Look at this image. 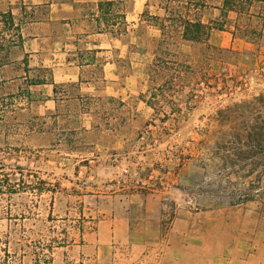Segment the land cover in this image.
<instances>
[{
    "label": "crops",
    "instance_id": "0c3cea01",
    "mask_svg": "<svg viewBox=\"0 0 264 264\" xmlns=\"http://www.w3.org/2000/svg\"><path fill=\"white\" fill-rule=\"evenodd\" d=\"M171 4L179 19L210 27L201 40L181 38L179 50L205 45L231 51L243 62L231 64L227 74L244 73L250 80L245 91L264 94V0H0V91L16 93L21 109L32 105L37 114L65 111L67 142L81 145L67 148L64 184L67 202L78 191L80 213L91 224L80 233L79 243L70 245L82 262L141 264L149 255H161L167 243L162 222L169 217L177 223L181 247L185 230H213L216 221H232L233 206L229 199H219L224 192L213 182L211 164L216 135L239 101L222 107L177 105L178 116L183 113L175 120L182 127L179 155L183 161L191 155L193 164L163 168L166 134L154 131L145 141L136 137L139 128L156 127L159 120V107L149 101L147 70L163 40L162 21L170 16ZM95 130L101 134L90 135ZM205 147L206 172L195 163ZM75 157L80 159L72 164ZM257 172L258 194L239 204L235 216L240 222L247 221L251 203L264 207L261 166L251 170ZM225 174L232 178L231 172ZM204 177L206 184L200 183ZM192 193L197 209L185 204ZM166 206L175 209L167 211ZM255 212L264 219V210ZM197 243L188 240L187 246ZM244 245L240 241L238 253L229 249L226 254L235 255L240 264H264V244L254 254L246 253Z\"/></svg>",
    "mask_w": 264,
    "mask_h": 264
},
{
    "label": "rangeland",
    "instance_id": "374dc122",
    "mask_svg": "<svg viewBox=\"0 0 264 264\" xmlns=\"http://www.w3.org/2000/svg\"><path fill=\"white\" fill-rule=\"evenodd\" d=\"M171 6L170 16L166 22L162 21L163 40L147 70L153 98L149 101L159 107V120L156 127L148 129V133L145 131L147 126L139 128L136 137L145 141L153 137L154 131L163 137L166 134L165 158L161 162L163 168L175 169L193 164L191 155L184 161L179 155L182 127L175 120L177 117L181 119L183 113L178 116L177 105L212 104L222 107L239 101L216 135L215 161L211 164L215 172L213 182L218 191L224 192L219 199L230 200L233 215L230 222L216 221L213 230L211 226L209 229L185 230L184 247L179 245L181 238L177 223L171 217L166 218L161 230L167 234L165 252L149 255L141 264H240L234 259L235 255L226 254L229 249L238 253L240 241H246V253L254 254L257 249L262 250L264 244L261 236L264 219L263 216L256 218L255 212L260 213L264 207L254 202L248 205L246 222L236 220L235 216L240 211L239 204L255 199L258 194L255 186L259 174H252L251 170L261 166L264 171V94L245 91V83L250 85V80L244 73L227 74L231 64L237 66L243 62L231 51L205 45H195L190 52L179 50L177 43L182 37L178 27L182 24L178 21L180 13L175 4ZM203 38L205 36L201 35L193 40ZM19 102L16 93L0 91V234L9 235V250L16 253V262L29 264L38 252H42L51 257L52 264H89L80 260L77 250L70 251V245L78 244L80 233L91 224H87L86 216L80 213V202L75 195L78 191H72L73 197L67 202V184H64L67 182V148H80L81 145L67 142L65 111L41 115L32 105L21 109ZM162 107L167 112L160 109ZM226 114L222 113L223 118ZM168 115L174 120L167 121ZM97 134L101 131L90 133ZM206 151L205 147V152L195 162L205 172L208 163ZM79 159L70 160L73 164ZM243 168L247 169L245 173L240 172ZM226 172L232 173L231 179L226 178ZM245 174L248 175L246 181ZM200 183L206 184L207 177ZM189 208L197 209V206ZM166 209L174 210L175 206H166ZM244 227L247 228L245 235ZM193 239L197 245L187 246V241Z\"/></svg>",
    "mask_w": 264,
    "mask_h": 264
},
{
    "label": "trees",
    "instance_id": "16d2710c",
    "mask_svg": "<svg viewBox=\"0 0 264 264\" xmlns=\"http://www.w3.org/2000/svg\"><path fill=\"white\" fill-rule=\"evenodd\" d=\"M183 21V39H196L201 35L207 36L209 26L202 24L199 20H190L188 18L179 19ZM178 20V21H179ZM13 190V189H12ZM9 235L7 233L0 234V264H23L21 261H15L14 251L9 250ZM29 264H52V259L46 253L38 252Z\"/></svg>",
    "mask_w": 264,
    "mask_h": 264
},
{
    "label": "built area",
    "instance_id": "2783aa9c",
    "mask_svg": "<svg viewBox=\"0 0 264 264\" xmlns=\"http://www.w3.org/2000/svg\"><path fill=\"white\" fill-rule=\"evenodd\" d=\"M149 128H150V126L147 127V129L145 130L146 133H148V129H149ZM177 135L180 136V133L178 132ZM123 173H127V170L124 169V170H123ZM194 196H195V193H194V194L192 193L191 195H189V196L185 199V204L188 205V206H190V207H196V206H197V197H194ZM178 206H182V204L180 203Z\"/></svg>",
    "mask_w": 264,
    "mask_h": 264
}]
</instances>
